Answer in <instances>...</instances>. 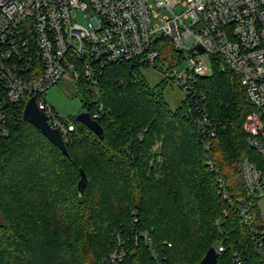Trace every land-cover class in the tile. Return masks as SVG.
I'll list each match as a JSON object with an SVG mask.
<instances>
[{
    "label": "trees",
    "instance_id": "trees-1",
    "mask_svg": "<svg viewBox=\"0 0 264 264\" xmlns=\"http://www.w3.org/2000/svg\"><path fill=\"white\" fill-rule=\"evenodd\" d=\"M162 53L176 56L173 64L181 57L170 44ZM210 59L212 74L195 83L214 121L210 150L193 103L172 108L167 81L151 85L139 62L107 63L94 85L80 77L84 109L93 115L104 105L97 118L103 135L73 121L68 155L24 120V103L8 104L9 134L0 135V264H109L118 237L129 238L134 251L116 264H198L219 246L217 264L237 257L264 264L254 241L264 226L245 223L238 208L247 196L242 161L259 159L244 128L252 105L239 77ZM82 171L88 183L80 195ZM216 176L228 181L233 204L218 194Z\"/></svg>",
    "mask_w": 264,
    "mask_h": 264
},
{
    "label": "built area",
    "instance_id": "built-area-1",
    "mask_svg": "<svg viewBox=\"0 0 264 264\" xmlns=\"http://www.w3.org/2000/svg\"><path fill=\"white\" fill-rule=\"evenodd\" d=\"M169 44L181 56L176 64L161 58ZM211 57L239 77L252 105L244 128L259 159L243 160L247 196L238 208L245 223L264 226V0H0V135L9 134L7 105H26L34 97L50 126L66 139L74 124L64 121L43 93L63 77L77 85L85 76L94 85L107 63L139 62L163 70L183 89L210 150L214 122L195 83L212 74ZM102 111L99 103L90 115L97 120ZM219 181L233 204L226 182ZM263 235L264 228L255 229V244L264 253ZM144 239L157 257L152 237L144 234ZM128 241L118 237L106 262L116 264L132 254ZM216 250L220 254L224 247ZM236 264H242L240 257Z\"/></svg>",
    "mask_w": 264,
    "mask_h": 264
},
{
    "label": "rangeland",
    "instance_id": "rangeland-1",
    "mask_svg": "<svg viewBox=\"0 0 264 264\" xmlns=\"http://www.w3.org/2000/svg\"><path fill=\"white\" fill-rule=\"evenodd\" d=\"M168 51V45H165L162 48V51ZM166 56V54H163ZM176 56L172 57H163L167 62H175ZM211 61V59H210ZM141 74L146 78V80L151 84L155 85L157 83L167 81L166 86L164 88V95L166 100L169 102L170 106L172 108L179 107L182 103L186 104L184 100L187 99V96L183 89L172 79H168L165 76V73L163 70H159L158 68L152 67V66H141ZM43 98L50 103L59 116L64 121H79L78 116L83 113L87 112L84 109L82 101L79 99V97L76 96V85L75 81L68 77H63L57 84L53 85L51 88H49L47 91L43 93ZM194 113V111H193ZM195 117V114H194ZM210 117V116H209ZM211 118V117H210ZM214 122V121H213ZM74 124V122H73ZM9 127V126H8ZM72 134V130H70L68 136L66 138H69V136ZM64 138V137H63ZM244 161H242L243 165ZM243 169V166H242ZM219 178H221L223 181L226 182V187L228 188V181H226L221 176H216L217 180V188H218V194L221 196V198L224 201H227L231 204V202L228 201V198H225L222 195V191L220 188V181ZM228 191L231 194V189L228 188ZM232 197V196H231ZM227 211L225 212V215H227ZM221 218V217H219ZM1 219V216H0ZM223 219V218H221ZM224 221V220H223ZM217 225H221V221L218 219L216 220ZM220 247V246H219ZM217 247V249H219ZM224 247V246H222ZM219 255V254H218Z\"/></svg>",
    "mask_w": 264,
    "mask_h": 264
},
{
    "label": "water",
    "instance_id": "water-1",
    "mask_svg": "<svg viewBox=\"0 0 264 264\" xmlns=\"http://www.w3.org/2000/svg\"><path fill=\"white\" fill-rule=\"evenodd\" d=\"M199 52H204L201 45L195 47ZM23 118L25 121L33 124L41 130V132L58 148L62 150L65 155H68L66 141L59 130L52 128L48 123V119L43 110L38 108L34 97L28 100L25 105ZM78 120L89 127L96 135H103V128L97 120H94L89 112H83L78 116ZM88 183L86 174L82 171V177L78 182V189L80 195L83 193ZM218 252L215 247H211L203 259L198 264H217Z\"/></svg>",
    "mask_w": 264,
    "mask_h": 264
},
{
    "label": "flooded vegetation",
    "instance_id": "flooded-vegetation-1",
    "mask_svg": "<svg viewBox=\"0 0 264 264\" xmlns=\"http://www.w3.org/2000/svg\"><path fill=\"white\" fill-rule=\"evenodd\" d=\"M65 141H66V139H65Z\"/></svg>",
    "mask_w": 264,
    "mask_h": 264
}]
</instances>
